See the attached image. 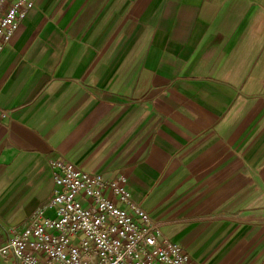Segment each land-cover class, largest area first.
<instances>
[{
    "label": "crops",
    "instance_id": "crops-1",
    "mask_svg": "<svg viewBox=\"0 0 264 264\" xmlns=\"http://www.w3.org/2000/svg\"><path fill=\"white\" fill-rule=\"evenodd\" d=\"M33 2L0 55V245L62 159L194 263L264 264V0Z\"/></svg>",
    "mask_w": 264,
    "mask_h": 264
},
{
    "label": "built area",
    "instance_id": "built-area-1",
    "mask_svg": "<svg viewBox=\"0 0 264 264\" xmlns=\"http://www.w3.org/2000/svg\"><path fill=\"white\" fill-rule=\"evenodd\" d=\"M33 6V0H0V55ZM7 113L0 108V115ZM50 166L54 183L50 198L24 224L11 228L0 245V260L11 264H196L132 199L123 175L106 178L62 159L51 160Z\"/></svg>",
    "mask_w": 264,
    "mask_h": 264
}]
</instances>
